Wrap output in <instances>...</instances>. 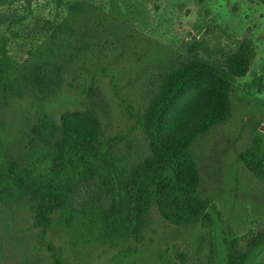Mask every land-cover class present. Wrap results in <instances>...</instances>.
I'll list each match as a JSON object with an SVG mask.
<instances>
[{"label":"rangeland","instance_id":"374dc122","mask_svg":"<svg viewBox=\"0 0 264 264\" xmlns=\"http://www.w3.org/2000/svg\"><path fill=\"white\" fill-rule=\"evenodd\" d=\"M243 44L253 55L231 76L227 119L187 149L212 226L170 222L155 205L136 218L124 199L116 211L114 173L125 182L150 155L137 115L168 69L193 58L224 67ZM0 59V173L63 202L43 235L41 196L0 177V264H225L223 231L241 253L264 233V0H0ZM86 108L103 140L119 136L114 173L63 142V114ZM262 262L264 242L244 264Z\"/></svg>","mask_w":264,"mask_h":264},{"label":"trees","instance_id":"16d2710c","mask_svg":"<svg viewBox=\"0 0 264 264\" xmlns=\"http://www.w3.org/2000/svg\"><path fill=\"white\" fill-rule=\"evenodd\" d=\"M245 51L248 54L245 55ZM252 55L253 52L243 44L238 52L228 56L224 67H218L208 60L193 58L168 69L146 109L137 115V123L148 141L150 155L139 163L125 182L120 181L114 173L112 149L119 136L107 140L101 138L100 119L94 110L86 108L63 114V142L82 155L91 157L103 169L114 173L116 181L109 193L117 203L114 206L116 211L124 199L130 210L128 214L132 213L136 218L155 205L159 214L170 222H200L210 228L213 218L207 211L209 201L198 194L197 166L187 149L195 137L211 131L227 119L231 76L243 75ZM5 73L6 64L0 59V87L4 86V89L7 85L2 82ZM204 76H208L209 81L199 78ZM197 77L200 80L195 79ZM188 81H197V84L190 88L187 96L182 90ZM255 84L257 91L261 92V80L257 79ZM182 105L186 106L181 109V116L180 113L172 116V109ZM242 158L251 161L253 155L243 154ZM3 175L9 177L16 186L41 196V202L34 207V217L35 225L42 228L44 235L48 215L63 203L59 193L48 186L24 180L12 170L0 173V177ZM114 179L111 178L112 181ZM223 234L225 264H244L251 249L264 242L263 233L241 253L236 250L240 238L229 237L224 231ZM48 247L51 249L49 243ZM56 264H63V261L57 258Z\"/></svg>","mask_w":264,"mask_h":264}]
</instances>
